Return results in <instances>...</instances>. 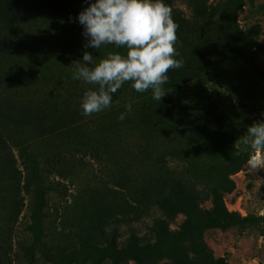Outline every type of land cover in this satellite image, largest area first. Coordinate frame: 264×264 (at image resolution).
Here are the masks:
<instances>
[{
	"label": "rangeland",
	"instance_id": "374dc122",
	"mask_svg": "<svg viewBox=\"0 0 264 264\" xmlns=\"http://www.w3.org/2000/svg\"><path fill=\"white\" fill-rule=\"evenodd\" d=\"M196 1L175 0L173 12L190 17V6ZM205 5L215 14L213 25L222 32L220 41L229 38L228 24L234 21L245 36L252 38L251 42L258 43L253 68L251 61L247 65L227 61L219 70L220 78H214L210 85H214L210 95L234 103L221 107L231 122L195 116L188 126V139L179 145L172 134L168 135L171 145H166L162 133L138 132L133 123L124 124L118 137L128 145L130 154L123 157L122 164L131 161L126 165L138 178L182 176L195 188L202 208H211L210 189L216 187L228 211L241 217H262L264 160H256L254 166L251 150L240 140L248 126L264 120V0H205ZM85 7L86 0H79L74 14L77 16ZM74 22L78 28L80 24ZM37 40L35 61L17 54L12 62L2 61L0 71L7 76L45 81L48 76L73 75L83 52L93 55L97 51L74 47L70 52L57 39L43 36ZM113 51L123 53L125 49L101 48L100 59ZM147 140H151L149 145ZM153 143L159 147L152 148ZM51 144L38 138L29 140L24 146L26 162L7 140L6 156L0 159V264H113L101 251L105 239L113 237L118 247H124L131 235L139 244L161 239L168 251V256L153 255L142 264H264V221L203 228L179 244L184 214L167 216L153 202L163 189L160 183L155 188L145 187L143 182L117 186L102 160L72 149L64 163L59 160L66 157L65 151ZM29 161L50 180L66 184V191L43 192L37 219L32 218L35 193L23 189L28 170L24 166ZM155 219L166 220L167 234L158 236ZM118 264L135 262L124 259Z\"/></svg>",
	"mask_w": 264,
	"mask_h": 264
},
{
	"label": "trees",
	"instance_id": "16d2710c",
	"mask_svg": "<svg viewBox=\"0 0 264 264\" xmlns=\"http://www.w3.org/2000/svg\"><path fill=\"white\" fill-rule=\"evenodd\" d=\"M174 1L165 0V3L172 9ZM78 3L79 0H0V69L2 61L12 62L17 54L29 56L35 61L39 37L57 39L64 50L70 52L74 47L84 48L86 41L82 36L83 28L81 25L77 28L74 22L76 14L73 9ZM190 8V17H183L172 9L173 19L178 25L175 45L179 53L177 58L183 59L184 66L169 70V82L164 85L167 93L160 102L152 98L151 90L137 93L128 82L113 95L111 107L84 116L80 107L81 99L84 92L93 86L74 80L72 74L48 76L45 81L35 82L27 76L12 77L0 71V119L3 121L0 126V159L6 156L5 145L10 140V145L15 146L20 158L27 162L24 146L29 140L38 138L51 141V145L65 151L66 157L59 160L64 163H67L72 149L102 160L117 186L143 182L145 187L154 185L155 188L160 183L163 189L153 198V202L167 216L177 212L184 214L178 234L179 244L203 228H227L264 221V216L241 217L225 209L216 187L210 189L212 206L205 209L198 204L195 188L182 176L170 174L151 180L146 176L138 178L126 165L131 161L122 164L125 162L123 157L130 154L128 145L123 144L118 137L119 128L124 124L133 123V128L138 132L162 133L166 145H171L168 135L172 134L176 145H179L188 139V126L195 116L231 122L221 107L234 103L210 95L214 86L210 85L214 78H220L219 70L227 61H240L245 65L251 61L253 68L258 43L256 40L251 42L252 38L245 36L234 25V21L228 24L229 38L220 41L222 32L214 27L215 14L213 10H207L205 0H197ZM35 35L38 38L34 39ZM244 37L245 41H241ZM79 43L84 44L76 46ZM232 44L233 47L228 48ZM110 46L114 45H103L101 48ZM102 55L101 49L93 53L96 61ZM129 103L132 111L124 120H120V114L125 112L124 106ZM25 130H28L27 138L24 137ZM150 141H146L147 145ZM153 144L150 145L152 148L159 147L157 143ZM29 164L32 165L27 166ZM24 168L28 170L24 175L23 189L35 193L32 218L37 219L43 192L66 191V184L60 180H50L30 161L25 163ZM154 226L158 236L167 234L166 220L155 219ZM105 241L106 245L101 251L113 264L124 259L142 264L153 255L168 256L161 239L152 244H139L131 235L124 247H118L113 237H107Z\"/></svg>",
	"mask_w": 264,
	"mask_h": 264
},
{
	"label": "clouds",
	"instance_id": "9594fccd",
	"mask_svg": "<svg viewBox=\"0 0 264 264\" xmlns=\"http://www.w3.org/2000/svg\"><path fill=\"white\" fill-rule=\"evenodd\" d=\"M87 7L75 20L82 28L85 49L99 50L114 45L120 51L109 52L98 62L85 50L73 74L88 88L81 99L84 116L100 113L111 107L113 95L130 82L137 93L151 90L152 98L166 95L164 85L169 82V70L181 69L184 61L176 50L178 25L172 9L165 0H86ZM119 116L124 120L132 111L126 104ZM241 145L251 150L253 165L264 160V120L248 126Z\"/></svg>",
	"mask_w": 264,
	"mask_h": 264
}]
</instances>
